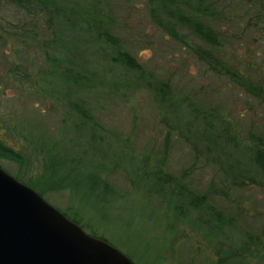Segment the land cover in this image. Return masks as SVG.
<instances>
[{
    "label": "rangeland",
    "instance_id": "rangeland-1",
    "mask_svg": "<svg viewBox=\"0 0 264 264\" xmlns=\"http://www.w3.org/2000/svg\"><path fill=\"white\" fill-rule=\"evenodd\" d=\"M188 3L0 0V167L136 264H264V0Z\"/></svg>",
    "mask_w": 264,
    "mask_h": 264
},
{
    "label": "water",
    "instance_id": "water-1",
    "mask_svg": "<svg viewBox=\"0 0 264 264\" xmlns=\"http://www.w3.org/2000/svg\"><path fill=\"white\" fill-rule=\"evenodd\" d=\"M0 264H136L0 167Z\"/></svg>",
    "mask_w": 264,
    "mask_h": 264
},
{
    "label": "trees",
    "instance_id": "trees-1",
    "mask_svg": "<svg viewBox=\"0 0 264 264\" xmlns=\"http://www.w3.org/2000/svg\"><path fill=\"white\" fill-rule=\"evenodd\" d=\"M191 0H186L187 2V6H189L190 4L188 2H190ZM168 13H170L172 16L176 17L177 22L180 25H187L188 29H191L193 32H195L196 34L200 35L202 37L203 40L209 42V43H213L214 46L218 45V36L216 33H214L208 26L203 25L201 21L198 20H193L190 19L189 17L182 15L181 13H179L178 11H168ZM204 15H209V11H204ZM108 22L106 23V25L104 26V30L102 29L101 32H98V38L99 39H104L105 41H112V37L108 34V29L106 28ZM176 31L173 29L172 27V34H175ZM208 54V53H207ZM209 58V56H208ZM118 62H120L121 64L125 65L128 69L131 70H139L140 67L139 65H137L134 60L131 58V56L127 53H121L119 54V59H116ZM213 64L217 67L222 69L226 74H229L230 76H232L233 78H238L237 74L235 72L230 73L228 71V69L224 68L221 65V62H219L217 59L213 60ZM255 162L260 166L261 169L264 170V153L258 152V156L255 158ZM15 178V177H14ZM17 180V178H15ZM167 180V178L162 179ZM40 194V193H39ZM41 195V194H40ZM42 196V195H41ZM189 207L193 208L195 210H200V209H205L207 208L211 214H213L214 216H218L219 218V213L216 212V210L214 209V207H211L210 205L208 206V204L206 203V200L204 198V196H199V195H195L193 197H191V201L189 202ZM73 222H75V220H72ZM222 222V221H221ZM77 223V222H75ZM222 224V223H221ZM94 237V236H93Z\"/></svg>",
    "mask_w": 264,
    "mask_h": 264
}]
</instances>
